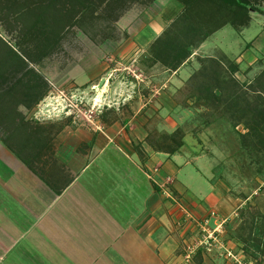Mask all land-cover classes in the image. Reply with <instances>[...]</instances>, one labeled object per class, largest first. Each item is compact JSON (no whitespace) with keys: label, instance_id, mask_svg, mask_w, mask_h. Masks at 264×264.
Masks as SVG:
<instances>
[{"label":"crops","instance_id":"crops-1","mask_svg":"<svg viewBox=\"0 0 264 264\" xmlns=\"http://www.w3.org/2000/svg\"><path fill=\"white\" fill-rule=\"evenodd\" d=\"M105 2L106 11L92 20L102 15L111 23L83 28L79 44L67 43L81 51L73 64L80 67L81 83L104 74L107 55L134 61L187 10L204 3V17L222 9L223 19L215 27L205 22L208 35L190 60L209 58L249 71L264 67V0ZM181 72H172L153 105L138 104L127 118L47 130L24 122L20 131L9 132V140L1 137L0 250L33 239L49 242L33 249L52 264H72L77 255L81 264H187L182 244L195 239L206 220L229 248L243 240L247 192L261 187L255 183L249 190L240 155L244 128L225 119L206 122L179 104ZM186 110L195 114L192 122L182 115ZM233 142L239 143L237 161L229 152ZM260 227L264 231L262 222Z\"/></svg>","mask_w":264,"mask_h":264},{"label":"rangeland","instance_id":"rangeland-1","mask_svg":"<svg viewBox=\"0 0 264 264\" xmlns=\"http://www.w3.org/2000/svg\"><path fill=\"white\" fill-rule=\"evenodd\" d=\"M221 1L224 3L225 0ZM105 3V0H0V138L9 140V132L20 131L24 122L45 130L75 122L96 126L129 117L138 104L151 102L153 105L183 54L192 53L197 43L208 35L205 22L214 26L223 19L222 9L215 13V17H204L203 14H208L206 3L200 5L199 10L190 8L187 16L173 22L160 39L137 55L134 61L126 57L114 60L107 55L104 74L84 84L79 80L82 76L80 67L73 66L80 60L81 51L67 43L79 44L81 37L86 35L83 28H96L101 22L111 23L102 15L92 20L94 13L106 11L103 8ZM55 5L58 7L54 8ZM83 8L89 15L86 16ZM232 12L234 14L236 10L232 9ZM211 60H190L189 57L183 62L184 66L179 67L184 72L178 73L182 88L178 103L190 106L206 122L221 116L235 124L241 121L240 126L247 134L246 126L242 125L246 117L231 112L244 111L249 106L236 100L235 96L244 92L249 99L260 98L251 103V108L256 111L264 109L260 102L264 100V67L249 71L251 67L242 66L234 72L235 63L225 64L228 75L242 86L235 93L231 84L224 86L221 80L218 81L223 71ZM72 77H78V81L72 79L71 82ZM214 92L221 93L219 101ZM191 110L182 113L186 122H192L195 116ZM200 119L197 118V122ZM254 133V130L249 132L243 140L245 146L241 152L238 149L248 166L249 190L261 185L254 194L247 192L248 216L245 214V218L248 220L245 219L246 225L242 229L243 240H233L229 248L224 236L220 238L222 235H217L218 232L211 233L212 226H205V232L199 227L195 239L182 244L185 263L264 264V231L260 227L262 222L264 228V182L261 183L264 178V137L255 138ZM18 142L23 146L25 140L19 139ZM238 146L239 143L233 142L229 147L232 160ZM237 159L236 156L234 161ZM232 168L233 172L238 171L234 164ZM255 216L258 221L252 220ZM223 230L221 226L220 234ZM46 244L49 242L30 239L15 244L13 248L4 247L0 250V264H52L51 258L34 251L43 249ZM81 259L77 255L70 263L81 264ZM92 259L97 260V257Z\"/></svg>","mask_w":264,"mask_h":264},{"label":"trees","instance_id":"trees-1","mask_svg":"<svg viewBox=\"0 0 264 264\" xmlns=\"http://www.w3.org/2000/svg\"><path fill=\"white\" fill-rule=\"evenodd\" d=\"M190 55H191L190 52L184 53L183 56L181 57V59H182L181 62L176 64L173 71L179 69V67L183 64V62H185L190 57ZM211 61L214 64H216L217 66L222 68V71H223L222 74L223 75L219 76V79H218L219 82L221 80L223 82L224 86L231 84L232 88L233 89L235 88V91H234L235 93L237 90L242 89V86L240 87L238 84L239 82L237 83L234 77L229 76L230 73H228L229 70L225 64H221L218 60L216 61L214 59H212ZM237 68H238V65L235 64V66H233L234 72H236ZM45 90L47 91V89H45ZM214 94H215V98H217L219 101L221 93L219 95H217L216 92H214ZM236 97H237L236 100H238L239 102H243L244 104H247L249 106V109H247V110H244V111L234 110L233 112H231V114H234V115L238 114V115H240V117L241 116L246 117L245 118L246 120H244L242 125L246 126L248 132L246 134V130H245V134L244 133L239 134L240 144H241V147L243 148L245 146V143L243 144V140L245 137L249 136V132H251L252 130L255 131L253 137L260 138L261 135L264 137V135H263L264 134V109L259 108L258 111H256V110L251 108V106H252L251 103L257 102L258 100H260V98L254 97L253 99H249V98H247L246 93H244V92L241 93L240 95H236L235 98ZM260 102L264 106V100H261ZM215 119H225L226 121H228L229 123L232 124L233 128H236L237 126L241 125V121H239L237 124H235V123H232L231 121H229L225 116H221V117L215 118Z\"/></svg>","mask_w":264,"mask_h":264},{"label":"built area","instance_id":"built-area-1","mask_svg":"<svg viewBox=\"0 0 264 264\" xmlns=\"http://www.w3.org/2000/svg\"><path fill=\"white\" fill-rule=\"evenodd\" d=\"M211 216H212V214H211ZM207 223H208V220H206L205 223H204V225L202 226V227H203V228H202V231H203V232H205V226H206ZM213 232H215V231L212 230L211 233L213 234ZM192 253H193V252H192Z\"/></svg>","mask_w":264,"mask_h":264}]
</instances>
